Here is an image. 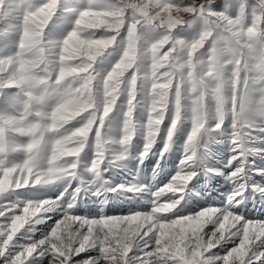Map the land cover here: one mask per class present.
Wrapping results in <instances>:
<instances>
[{"label":"rangeland","instance_id":"rangeland-1","mask_svg":"<svg viewBox=\"0 0 264 264\" xmlns=\"http://www.w3.org/2000/svg\"><path fill=\"white\" fill-rule=\"evenodd\" d=\"M261 109L264 0H0V264H264Z\"/></svg>","mask_w":264,"mask_h":264},{"label":"bare ground","instance_id":"bare-ground-1","mask_svg":"<svg viewBox=\"0 0 264 264\" xmlns=\"http://www.w3.org/2000/svg\"><path fill=\"white\" fill-rule=\"evenodd\" d=\"M237 139V138H236ZM257 139V138H256ZM240 140V139H239ZM222 141V140H221ZM234 140L233 139H230V143L229 144H231V142H233ZM257 142V141H256ZM229 144H227V145H224L223 143H221V142H218V143H216L215 144V146L217 147V149L218 150H220V151H222L223 149H228V150H230V151H234V148H237V146H230ZM240 144V143H239ZM251 146V145H250ZM249 146V147H250ZM258 148V147H257ZM255 152V151H254ZM187 155V154H186ZM184 153H181V154H178V155H176V158H174L175 160H177L179 163H181L182 165H186L187 167H189V168H192V166H193V164H192V162L190 163L189 161H191V160H189V157H191L192 158V156L191 155H187L186 156ZM160 159L158 158L157 159V161H156V165L158 164V161H159ZM232 161V160H231ZM264 162V161H263ZM261 164V163H260ZM150 165V164H149ZM153 166V167H157V166ZM164 165V164H163ZM160 166V165H159ZM185 166V167H186ZM134 169V168H133ZM135 169H140V166L139 165H137V166H135ZM184 173V172H183ZM95 180H97L98 182L96 183L97 185H100V186H98V189L96 190V192H100V191H102V189H103V187H102V183L99 181L100 180V178L99 177H96V178H94ZM94 180V181H95ZM90 182V181H89ZM104 182V181H103ZM100 183V184H99ZM90 184V183H89ZM105 184V183H104ZM83 187V186H82ZM94 187V186H93ZM96 187V186H95ZM94 187V188H95ZM262 190H264V188L262 189ZM142 191V190H141ZM264 192V191H263ZM235 193V192H234ZM92 194V193H91ZM229 195V194H228ZM228 195H227V197H228ZM75 198H76V196H77V194H76V192H74V195H73ZM235 196V195H234ZM96 197H99V196H96ZM157 197V196H156ZM233 198V197H232ZM241 199V198H240ZM156 200V199H155ZM227 200H229V198L227 199ZM225 202L226 201V198L224 199V198H222V197H218L217 196V198H216V204H218V205H221L222 204V202ZM156 202V201H155ZM231 202H232V200L230 199V206H232L231 205ZM238 203V202H237ZM43 205H44V203H43ZM138 205V204H137ZM177 205V204H176ZM217 205V206H218ZM49 206V205H48ZM53 206V205H52ZM210 206V205H209ZM23 207V206H22ZM41 207V206H40ZM75 207V206H74ZM44 208V207H43ZM217 208V207H216ZM228 208V207H227ZM5 209V208H4ZM3 209V210H4ZM151 209V208H150ZM223 209V208H222ZM225 209V208H224ZM26 210V209H25ZM170 210V209H169ZM214 210V209H213ZM218 210V209H217ZM33 211V210H32ZM120 211V210H119ZM215 211V210H214ZM226 211V210H225ZM46 212V211H45ZM44 212V213H45ZM57 212V211H56ZM56 212H54V211H52L51 212V215L48 217L49 219H51V218H57V215H56ZM72 212V211H71ZM216 212V211H215ZM40 213V212H39ZM214 213V212H213ZM220 213V212H219ZM41 214V213H40ZM4 215V214H3ZM8 215H9V213H8ZM213 215H215V214H213ZM7 216V215H6ZM42 216V215H41ZM110 216V215H109ZM223 216V215H222ZM231 216V215H230ZM35 217V216H34ZM108 217V216H107ZM224 217V216H223ZM37 218V217H36ZM36 218H34V220L36 219ZM39 218V217H38ZM41 218V217H40ZM43 218V217H42ZM223 219V218H222ZM257 219V218H256ZM227 220V219H226ZM32 222H33V220H31ZM213 221V220H212ZM225 221V220H224ZM228 221V220H227ZM36 222V221H35ZM24 223V222H23ZM29 223V222H28ZM36 224V223H35ZM232 224V223H231ZM240 224V223H239ZM237 225V224H236ZM232 226V225H231ZM230 226V227H231ZM27 227V226H26ZM229 227V228H230ZM22 228V227H21ZM25 228V227H24ZM23 228V229H24ZM30 229V228H29ZM34 229V228H33ZM11 230H12V228H11ZM26 230H28V229H26ZM146 230V229H145ZM6 231V230H5ZM140 231V230H139ZM7 232V231H6ZM13 232V231H12ZM15 232V231H14ZM19 232V231H18ZM23 232V231H22ZM145 233V232H144ZM2 234V233H1ZM12 234V233H11ZM10 234V235H11ZM137 236V235H136ZM141 237V236H140ZM139 237V238H140ZM133 240V239H132ZM27 245V244H26ZM142 245V244H141ZM14 249V248H13ZM71 249V248H70ZM148 250V249H147ZM262 252V251H261ZM40 254V253H39ZM45 254V253H44ZM140 255V254H139ZM167 255V254H166ZM260 256V255H259ZM138 257V256H137ZM260 257H262V256H260ZM258 258V257H257ZM142 259V258H141ZM259 259V258H258ZM138 262V261H137ZM144 262V261H143ZM139 264V263H138Z\"/></svg>","mask_w":264,"mask_h":264},{"label":"clouds","instance_id":"clouds-1","mask_svg":"<svg viewBox=\"0 0 264 264\" xmlns=\"http://www.w3.org/2000/svg\"><path fill=\"white\" fill-rule=\"evenodd\" d=\"M54 7H55L54 4H52V5H46L45 8L41 9V11L44 12L46 15H50V14H51V11H52V9H54ZM85 15H87V13H85ZM125 55H127V53H126ZM122 64H123V61H121V64H118L117 67H120ZM112 75H113V74H110V75H109V79H111ZM114 102H115V101H113L112 103H114ZM57 111H59V109H58ZM110 111H111V108H106V109H105V115H107L108 112H110ZM259 116H260L261 118H264V109H261V111H260V113H259ZM202 127H203L202 125L200 126V128H197L196 126H193V129H192V131H191L190 134H189V139L191 140L192 138L196 137L198 132H200L201 135L206 134V133H207V130L205 129V130L201 131ZM215 127H216L217 129H220V127H221L220 123H217V124L215 125ZM127 138H128V137H126V139H127ZM60 143H61L60 141H56V145H57V146H59ZM78 151H79V149H72V150H70L71 153H76V152H78ZM65 154H68V153H65ZM53 159H55V153L53 154ZM39 163H42V161H40ZM101 163H102V161H95V162L93 163V165H92V170L94 171L96 177H99V176H100L99 168H100V164H101ZM71 166H72L73 168L76 167L75 164H72ZM238 171H242V169H238ZM178 175H179V174H178ZM194 176H195V173L190 174V178H191V177H194ZM174 179H175V178H174ZM39 210H40L39 208L36 209L37 212H38ZM21 226H22V225H21ZM222 227H223V224L221 223V228H222ZM213 235H215V233H213ZM222 238H223V236L221 235V237H220L219 239H222ZM200 239L202 240L203 238L200 237ZM219 239L217 240V242H219ZM246 239H247V237H246Z\"/></svg>","mask_w":264,"mask_h":264},{"label":"snow or ice","instance_id":"snow-or-ice-1","mask_svg":"<svg viewBox=\"0 0 264 264\" xmlns=\"http://www.w3.org/2000/svg\"><path fill=\"white\" fill-rule=\"evenodd\" d=\"M258 172L261 173V174H264V169H260V170H258ZM262 195H264V193H262ZM262 215H264V213H262ZM77 255H79V253H77ZM78 264H79V262H78Z\"/></svg>","mask_w":264,"mask_h":264},{"label":"crops","instance_id":"crops-1","mask_svg":"<svg viewBox=\"0 0 264 264\" xmlns=\"http://www.w3.org/2000/svg\"><path fill=\"white\" fill-rule=\"evenodd\" d=\"M247 116L248 117H252L253 116V113L252 112H247Z\"/></svg>","mask_w":264,"mask_h":264}]
</instances>
